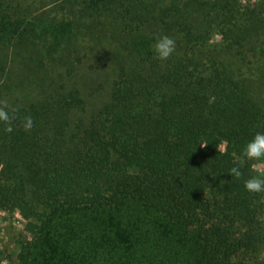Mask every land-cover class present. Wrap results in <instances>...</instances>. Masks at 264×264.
<instances>
[{"label":"trees","instance_id":"obj_1","mask_svg":"<svg viewBox=\"0 0 264 264\" xmlns=\"http://www.w3.org/2000/svg\"><path fill=\"white\" fill-rule=\"evenodd\" d=\"M105 46L89 112L79 64ZM0 110L13 264H264L261 159L241 156L264 134V0H0Z\"/></svg>","mask_w":264,"mask_h":264},{"label":"rangeland","instance_id":"obj_2","mask_svg":"<svg viewBox=\"0 0 264 264\" xmlns=\"http://www.w3.org/2000/svg\"><path fill=\"white\" fill-rule=\"evenodd\" d=\"M257 1L259 0H241V3L244 6H252ZM108 48L110 47H101V53L97 50V54L91 53L79 64L78 72L80 74L77 76L79 84L83 87L85 93L96 94V97L95 94H92L90 98L89 112L99 105L100 99L107 98L112 83L111 81L115 77L113 67L104 63L106 62L104 60L105 56H102V60L99 58V55L104 53V49ZM89 49L91 50V48ZM85 51L87 52L86 49ZM258 168L264 174V158L261 159ZM25 222L18 210L0 211V251L4 250V255H0V264H13L12 261L15 260L14 251L16 250V240L22 232Z\"/></svg>","mask_w":264,"mask_h":264},{"label":"clouds","instance_id":"obj_3","mask_svg":"<svg viewBox=\"0 0 264 264\" xmlns=\"http://www.w3.org/2000/svg\"><path fill=\"white\" fill-rule=\"evenodd\" d=\"M151 51L156 60L166 61L175 51V42L168 36H160L156 39ZM8 120V114L5 111L0 110V121L7 122ZM24 126L26 129L31 127L30 118L27 119ZM7 130L11 131V128H8ZM241 156L247 160H259L264 158V134H256L254 138L243 147ZM229 175L239 178L241 172L237 167H233L230 169ZM244 189L249 193L264 192V176H251L245 181Z\"/></svg>","mask_w":264,"mask_h":264}]
</instances>
